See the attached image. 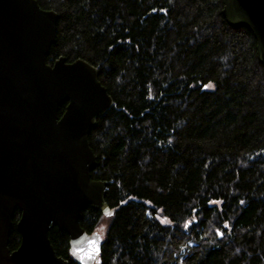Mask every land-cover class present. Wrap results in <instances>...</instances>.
Instances as JSON below:
<instances>
[{
    "label": "trees",
    "instance_id": "obj_1",
    "mask_svg": "<svg viewBox=\"0 0 264 264\" xmlns=\"http://www.w3.org/2000/svg\"><path fill=\"white\" fill-rule=\"evenodd\" d=\"M36 1L58 14L47 63L86 61L113 100L89 133L91 178L108 183L113 214L87 206L79 219L89 234L105 221L99 264H264V65L252 33L227 24L223 0ZM48 236L77 264L65 232Z\"/></svg>",
    "mask_w": 264,
    "mask_h": 264
},
{
    "label": "water",
    "instance_id": "obj_2",
    "mask_svg": "<svg viewBox=\"0 0 264 264\" xmlns=\"http://www.w3.org/2000/svg\"><path fill=\"white\" fill-rule=\"evenodd\" d=\"M222 15L252 33L264 65V0H223ZM57 21L36 0H0V264H69L50 243L52 227L68 235L77 264H99L102 236L83 230L80 213L90 206L113 214L108 183L91 178L96 156L89 145L113 100L86 61L47 63ZM16 210L20 243L10 251Z\"/></svg>",
    "mask_w": 264,
    "mask_h": 264
},
{
    "label": "rangeland",
    "instance_id": "obj_3",
    "mask_svg": "<svg viewBox=\"0 0 264 264\" xmlns=\"http://www.w3.org/2000/svg\"><path fill=\"white\" fill-rule=\"evenodd\" d=\"M209 87H211V85H209ZM161 222H162L163 224H167V223H168L167 219H161ZM104 227H105V221L102 223L101 227L97 229V232H98L101 236H103Z\"/></svg>",
    "mask_w": 264,
    "mask_h": 264
}]
</instances>
